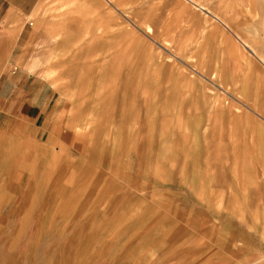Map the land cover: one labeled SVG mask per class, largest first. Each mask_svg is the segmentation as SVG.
<instances>
[{
  "label": "rangeland",
  "instance_id": "1",
  "mask_svg": "<svg viewBox=\"0 0 264 264\" xmlns=\"http://www.w3.org/2000/svg\"><path fill=\"white\" fill-rule=\"evenodd\" d=\"M90 1L38 0L61 105L0 118V264H264V0Z\"/></svg>",
  "mask_w": 264,
  "mask_h": 264
},
{
  "label": "crops",
  "instance_id": "2",
  "mask_svg": "<svg viewBox=\"0 0 264 264\" xmlns=\"http://www.w3.org/2000/svg\"><path fill=\"white\" fill-rule=\"evenodd\" d=\"M42 12L38 0H0V118L22 120L37 135L52 130L61 105L46 77L35 76L37 63L30 62L29 46L44 40Z\"/></svg>",
  "mask_w": 264,
  "mask_h": 264
},
{
  "label": "bare ground",
  "instance_id": "3",
  "mask_svg": "<svg viewBox=\"0 0 264 264\" xmlns=\"http://www.w3.org/2000/svg\"><path fill=\"white\" fill-rule=\"evenodd\" d=\"M96 1V0H95ZM185 1H187V2H189L190 4H192L194 7H196V8H198V9H200L201 11H203V12H206V14H208L209 16H211L212 17V19L213 20H216V22H219L220 24H223V25H225V23H224V21L219 17V16H217V15H215L214 13H212L207 7H205L204 5H200L197 1H195V0H185ZM76 2H78V3H81V4H85V3H91V1L90 0H76ZM107 2H108V5L110 6H113V8L112 9H110L111 7H109L108 6V9L106 10V8H105V10L104 11H106L105 13H104V11L102 12L103 14H106V15H110L109 13H113V12H110L111 10H114V11H120L121 9L117 6V5H115L114 4V2H112L111 0H107ZM77 10V9H76ZM79 10V9H78ZM124 11V10H123ZM90 14V13H89ZM87 15V14H86ZM91 16H92V14H91ZM91 16H90V18H91ZM153 16V15H152ZM158 16V15H157ZM88 17H89V15H88ZM154 17V16H153ZM152 17V18H153ZM76 18V17H75ZM100 18H102V17H99V16H95V17H93L92 19L93 20H98V19H100ZM110 19V18H109ZM92 20V21H93ZM102 20H104V19H102ZM101 22H103V21H101ZM108 22V21H107ZM153 22V21H152ZM155 22V21H154ZM82 23V22H81ZM101 26V25H100ZM103 26V25H102ZM101 26V27H102ZM227 27V26H226ZM103 28V27H102ZM104 28H106V27H104ZM103 28V29H104ZM228 28V27H227ZM229 29V28H228ZM105 30V29H104ZM100 31H102L101 29H100ZM135 31V30H134ZM133 31V32H134ZM140 31L144 34V36H145V38H147V39H149V40H153L154 41V36L156 35V33H157V31L152 27V26H150V25H147L143 30L142 29H140ZM229 31L230 32H232L230 29H229ZM102 32H100V34H101ZM53 34V33H52ZM99 34V33H98ZM98 34H96V35H98ZM139 35V34H138ZM235 35V34H234ZM139 36H141V35H139ZM235 37L237 38V39H240L237 35H235ZM137 38V37H136ZM140 39V38H139ZM138 39V40H139ZM142 40V39H141ZM155 42V41H154ZM147 43V42H146ZM156 43V42H155ZM124 44V43H123ZM165 44V43H164ZM242 44L245 46V47H247L248 48V46H247V44H245L244 42H242ZM169 45V44H168ZM160 47L162 48V49H165L166 51H168V49L166 48V47H164V46H162V45H160ZM120 51V50H119ZM152 51V50H151ZM251 53H253V54H255L254 53V51H252L251 50ZM170 54V53H169ZM159 55H161V54H159ZM171 55L173 56H171L170 57V59L171 60H173L172 58H174V57H176L173 53H171ZM154 59V55H152V59L151 60H153ZM169 59V60H170ZM127 60V59H126ZM169 60H168V62H169ZM262 61V60H261ZM126 62V61H125ZM133 64H135V60H133ZM264 64V63H263ZM37 65V64H36ZM35 65V66H36ZM39 65V64H38ZM189 67V69L191 68V69H193V70H195L192 66H188ZM122 68H123V66H122ZM121 68V69H122ZM193 73H194V71H193ZM213 77H214V75H213ZM213 77H212V79H213ZM47 78V77H46ZM212 81V80H211ZM213 82V81H212ZM213 84H215L214 82H213ZM117 86H118V84H117ZM121 91V90H120ZM131 91H133V89H131ZM225 92H226V90H224ZM226 93H228V92H226ZM116 98V97H115ZM114 98V99H115ZM113 99V98H112ZM118 101H119V99H118ZM113 104V103H112ZM112 106V105H111ZM110 106V107H111ZM118 106V105H117ZM116 108V107H115ZM14 142V141H13ZM17 143V142H16ZM112 144L113 143H111L110 145H108V147L107 148H105L104 150H105V153H110L113 149H114V147L112 146ZM15 146V145H14ZM141 146V145H140ZM27 147V146H26ZM6 148V147H5ZM9 153V152H8ZM28 154V153H27ZM26 155V154H25ZM12 157V156H11ZM18 159V158H17ZM22 162V161H21ZM22 166V165H21ZM26 168V167H25ZM23 170V169H22ZM40 176V175H39ZM58 184V183H57ZM52 187V186H51ZM54 195V194H53ZM52 196V195H51Z\"/></svg>",
  "mask_w": 264,
  "mask_h": 264
}]
</instances>
